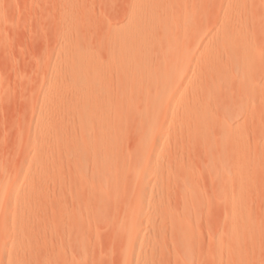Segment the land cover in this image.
Masks as SVG:
<instances>
[{
  "label": "rangeland",
  "instance_id": "1",
  "mask_svg": "<svg viewBox=\"0 0 264 264\" xmlns=\"http://www.w3.org/2000/svg\"><path fill=\"white\" fill-rule=\"evenodd\" d=\"M188 4L181 92L109 110L93 74L120 71L111 49L149 2L0 0V264H264V0Z\"/></svg>",
  "mask_w": 264,
  "mask_h": 264
},
{
  "label": "bare ground",
  "instance_id": "2",
  "mask_svg": "<svg viewBox=\"0 0 264 264\" xmlns=\"http://www.w3.org/2000/svg\"><path fill=\"white\" fill-rule=\"evenodd\" d=\"M143 1H145V0H143ZM147 2H149V4H150V6H148L149 8L148 9H146L145 11L148 13H145V14H143V15H141L142 17V20L141 19H139V20H137V22L135 21V22H133L132 23V27H130V30H126V31H128V33L126 32V35H123L122 34V38H119V41H118V43H119V45H117V43L115 42V41H113V42H115V44H116V46L115 47H113L111 50V53L110 54H112V56H114L115 58H117L119 61H121V65H122V68H121V66L119 65V68H121L120 69V71L119 72H115V73H113V74H108L109 76L107 77V75L105 74V75H102L101 73H102V71L101 70H103L102 68H101V66L100 67H98V69L96 68V70H97V72L95 71L94 72V74H93V77H92V93L94 94V95H92V96H95V102L96 103H99L102 107L103 106H105L104 108H106V106H110V105H108L109 103H111V102H124V103H129L128 105H131L132 104V102L135 100H137L136 98H137V96H140L141 97V104L143 103V101H142V99L143 100H145V102H146V105L148 106V105H151V106H156L155 108H158V107H160V106H162V104L164 103V101H165V94L167 93V92H169L172 96H176V94L177 93H179V92H181V91H179L182 87L181 86H183L182 84L184 83V81H185V78H186V74H187V70H188V68H189V66H191L190 64H189V61H190V57L186 54V51H185V46H183V47H181L180 45H179V43H181L180 42V40H182L181 38H183V37H185V31H186V29L189 27V29H190V27H191V25H192V19H194V16L192 15V16H187V15H185L183 18H181V14H179V12L181 11V9H182V7L183 8H185V10H186V7L188 6V8H189V4L188 5H186L187 3H188V1H190V0H146ZM198 1L199 0H191V2L193 3V4H195V3H198ZM230 1V0H229ZM247 2V1H246ZM230 3V2H229ZM244 3V2H243ZM233 4V3H232ZM236 4V3H235ZM242 4V3H241ZM196 7H198V4H197V6ZM224 7V6H223ZM229 7V6H228ZM244 7V6H243ZM227 8V7H226ZM193 9H194V7H193ZM229 9V8H228ZM236 9V8H235ZM173 10V12L174 13H176V15H180L179 17H175V15H174V19H172L171 18V14H170V12ZM190 10H191V8H190ZM197 10V9H196ZM200 10H201V8H200ZM199 10V11H200ZM231 10V9H230ZM159 11V12H158ZM186 11H188V9L186 10ZM144 12V11H143ZM189 12V11H188ZM193 12H194V10H193ZM226 12V11H225ZM142 13V12H141ZM163 13H164V15H166L167 16V14L168 15H170L169 17L171 18H169L170 19V21H167V20H165L164 18H163ZM199 13V12H198ZM147 14V15H146ZM162 14V15H161ZM191 14H192V12H191ZM221 14H222V12H221ZM220 14V15H221ZM199 15H200V13H199ZM236 15V14H235ZM140 17V16H139ZM138 17V18H139ZM164 19H162V18ZM224 17V16H223ZM221 20V19H220ZM133 21H134V19H133ZM228 21V20H227ZM156 22H158V26H160V28H161V33H159L161 36L159 37H157L156 38V36H155V38L153 37L152 38V34L153 33H149V28L150 27H152V23H154V25H155V23ZM222 22V21H221ZM227 23H229V22H227ZM150 24H152V25H150ZM157 25V24H156ZM193 25H195V23L193 24ZM210 26V25H209ZM157 27V26H156ZM156 27H155V29H156ZM153 28V27H152ZM151 28V29H152ZM191 28H194V26L193 27H191ZM159 29V28H158ZM170 29H171V31H170ZM175 29V30H174ZM173 30L175 31V33H173ZM192 30V29H191ZM234 30V29H233ZM190 31V30H189ZM194 31H196V30H194ZM230 31V30H229ZM226 32V31H225ZM241 32V31H240ZM155 33V32H154ZM157 33V32H156ZM195 33H197V32H195ZM199 33V32H198ZM234 33V32H233ZM245 33V32H244ZM120 34V33H119ZM151 35V37H150V35ZM253 34H254V32H253ZM107 35V34H106ZM156 35V34H155ZM189 35V34H188ZM197 35V34H196ZM244 35V34H243ZM110 36V35H109ZM120 36V35H119ZM239 36V35H238ZM242 36V35H241ZM249 36V35H248ZM227 37V36H226ZM228 37H230L229 35H228ZM255 37V36H254ZM113 38V37H112ZM118 38V37H117ZM117 38H115V40L117 41ZM186 38V37H185ZM190 38H191V36H190ZM204 38V37H203ZM232 38V37H231ZM114 39V38H113ZM202 39V38H201ZM228 39H230V38H228ZM224 40V39H223ZM179 42V43H178ZM192 42V41H191ZM112 43V42H111ZM218 45V44H217ZM111 46V45H110ZM187 47H188V45H186ZM211 46V45H210ZM229 46V45H228ZM230 46H232V45H230ZM186 47V48H187ZM222 47V46H221ZM107 48V47H106ZM213 48V47H212ZM229 48V47H228ZM230 49V48H229ZM229 49H228V51H229ZM225 50V49H224ZM235 50H237V49H235ZM215 50H213V52H214ZM217 51V50H216ZM215 51V52H216ZM233 51V50H232ZM232 51H230V52H232ZM243 51V50H242ZM241 50H240V52H239V55H237V56H235L236 57V60H235V63L236 64H234V66H237V67H240L241 66V69L244 71V69L246 70V69H248L249 68V66H250V63H251V60L249 59V58H251V57H248V56H243L242 54H243V52H242ZM208 52H210L211 53V50L210 51H208ZM212 52V53H213ZM215 52H214V54H215ZM223 52H226V51H223ZM246 52V51H245ZM244 52V53H245ZM218 53V51L216 52V55H219V54H217ZM223 55H224V53H222ZM233 54V53H232ZM232 54H226L227 56H229V55H232ZM245 54H247V52L245 53ZM251 54V52L249 53V55ZM78 55V54H77ZM81 55V54H80ZM158 56V57H154V56ZM75 56H76V54H75ZM111 56V55H110ZM110 56H109V58H110ZM211 56V55H210ZM219 56H221V54L219 55ZM218 56V57H219ZM254 56V55H253ZM76 57H78V56H76ZM80 57V56H79ZM99 57V56H98ZM217 57V56H216ZM215 57V60L217 59L218 60V58H216ZM225 58H227L226 56H224ZM213 58V57H212ZM100 59V58H99ZM117 59H114V60H117ZM196 59V58H195ZM264 59V58H263ZM159 60V61H158ZM212 60V59H211ZM231 60H233V58L231 57ZM258 60V59H257ZM224 61V60H223ZM228 61L229 60H227V62H225L224 63V66H226L227 65V63H228ZM215 62V61H214ZM213 62V63H214ZM221 62V61H220ZM232 62V61H231ZM260 63V62H259ZM263 63V62H262ZM198 64V63H197ZM220 64H222L223 65V63H220ZM230 65V64H229ZM255 65V64H254ZM257 65H260V64H258L257 63ZM233 66V67H234ZM256 66V65H255ZM107 67V66H106ZM221 67V66H220ZM228 67V66H227ZM226 67V68H227ZM232 68V67H231ZM263 68V67H262ZM216 68H214V70H215ZM220 69H222V68H220ZM234 69V68H233ZM250 69V68H249ZM261 69V68H260ZM264 69V68H263ZM236 70V69H235ZM238 70V69H237ZM255 70H257V69H255ZM101 71V72H100ZM115 71V70H114ZM238 71H240V70H238ZM252 71V70H251ZM248 72V71H247ZM108 73V72H107ZM224 73V72H223ZM222 73V74H223ZM230 73L232 74V72H231V70H230ZM229 73V74H230ZM234 73H235V71H234ZM240 73V72H239ZM245 73V72H244ZM243 73V74H244ZM225 74V73H224ZM241 74V73H240ZM239 74V75H240ZM251 74V73H250ZM226 75H228V73H226ZM226 75H224L225 76V78H226ZM245 75V74H244ZM249 75V74H248ZM252 75V74H251ZM255 75H256V73H255ZM242 76V75H241ZM250 76V75H249ZM261 76V75H260ZM201 77V76H200ZM229 77V76H228ZM232 77H233V75H232ZM238 77V76H237ZM236 77V78H237ZM254 77V76H253ZM252 76H250V80H249V83H252V82H250L252 79ZM258 78V77H257ZM188 79V78H187ZM217 79V78H216ZM198 80H200V79H198ZM223 80H225V79H223ZM227 80H228V78H227ZM255 80H257V79H255ZM192 81V80H191ZM219 81V80H218ZM236 81V80H235ZM241 81V80H240ZM198 82H200V81H198ZM202 82V81H201ZM210 82V81H209ZM222 82V81H221ZM245 82V81H244ZM204 83V82H203ZM203 83H202V85H203ZM225 83V82H224ZM235 83V82H234ZM236 83H238L237 81H236ZM262 84H263V82H261ZM191 84V83H190ZM189 84V85H190ZM220 84V83H219ZM241 84V83H240ZM247 84H248V82H247ZM259 84H260V82H259ZM206 85V84H205ZM205 85H204V87H205ZM217 85V84H216ZM238 84H235L234 86H237ZM251 85L252 84H250V86L249 87H251ZM258 85V84H257ZM191 86V85H190ZM194 86H196L197 87V84L196 85H194ZM214 85H212V87H213ZM227 86H229V85H227ZM260 86H261V84H260ZM259 86V87H260ZM195 87V88H196ZM204 87H203V90L205 91V89H204ZM216 87V86H215ZM247 87H248V85H247ZM185 88V87H184ZM202 88V87H201ZM214 88V87H213ZM240 88H241V85H240ZM198 89H199V87H198ZM208 89V88H207ZM212 89V88H211ZM210 89V90H211ZM194 90V89H193ZM200 90V89H199ZM216 90H217V88H216ZM231 90H233V89H231ZM235 90H237L236 88H235ZM234 90V91H235ZM240 90V89H239ZM249 90V89H248ZM251 90V89H250ZM249 90V91H250ZM259 90V89H258ZM257 90V91H258ZM263 90H264V88H263ZM183 91H184V89H183ZM195 91H196V89H195ZM198 91V90H197ZM209 90H207V92H208ZM213 91V90H212ZM228 92H229V90H227ZM247 91V90H246ZM254 91V90H253ZM256 91V90H255ZM256 91V92H257ZM260 91V90H259ZM258 91V92H259ZM188 92V91H187ZM193 92V91H192ZM192 92H191V94H192ZM226 92V91H225ZM252 92V91H251ZM261 92V91H260ZM168 93V94H169ZM197 93H199V91L197 92ZM201 93V92H200ZM198 94V96L199 95H201V94ZM227 93V92H226ZM206 94V93H205ZM209 95H211L210 93H209ZM239 95V94H238ZM250 96H251V94H249ZM257 95H260L259 93H257ZM264 95V94H263ZM172 96L169 98V100H167V102H165L166 103V107H170L171 108V106H173V104H174V102H172L171 101V99H173L172 98ZM183 96V95H182ZM191 96V95H190ZM189 96V99L190 100H192L191 99V97ZM197 97V94H195V95H192V97ZM202 96H203V94H202ZM261 97H262V95H261ZM92 98H94V97H92ZM188 98V97H187ZM198 98V97H197ZM200 98H201V96H200ZM205 98V97H204ZM203 98V99H204ZM209 98V97H208ZM243 98H244V96H243ZM246 98V97H245ZM257 98H258V96H257ZM260 98V97H259ZM263 98V97H262ZM196 99V98H195ZM202 99V100H203ZM210 99V98H209ZM213 99V98H212ZM212 99H210V100H212ZM217 99V98H216ZM219 99V98H218ZM205 100H206V98H205ZM209 100V101H210ZM263 100V99H262ZM171 101V102H170ZM183 101H184V99H183ZM187 101H188V99H187ZM193 102H189V103H194V101L195 100H192ZM198 101H199V99H198ZM198 101H196L197 102V104H198ZM241 101V100H240ZM244 101H245V99H244ZM244 101H243V103H244ZM257 101V100H256ZM177 102H178V100H177ZM251 102H253V101H250L249 102V104H251ZM262 102V101H261ZM260 102V103H261ZM123 103V104H124ZM172 103V104H171ZM184 103V102H183ZM182 103V104H183ZM187 102H185V104H186ZM205 103V102H204ZM208 103V102H207ZM246 103V102H245ZM98 104V105H99ZM120 104V103H119ZM136 104V103H135ZM145 104V103H144ZM196 104V105H197ZM199 104H201V101H200V103ZM262 104V103H261ZM133 105H134V102H133V104L131 105V106H129V107H131L132 109H133ZM189 106H187L186 107V109H183V110H185L186 112L188 111V112H193L194 111V109L196 108V110H197V107H195V106H190V104H188ZM205 105V104H204ZM216 105V104H215ZM246 105V104H245ZM263 105V104H262ZM115 106V105H114ZM125 106H127V104H125ZM137 106V105H136ZM150 106V107H151ZM258 106V105H257ZM100 107V106H99ZM111 107H113V106H111ZM117 107V106H116ZM165 107V108H166ZM200 107V106H199ZM198 107V108H199ZM204 107H206V105L204 106ZM204 107H203V105H202V107H201V109H203L204 110ZM210 107V106H209ZM260 107V106H259ZM262 107V106H261ZM101 108V107H100ZM114 108V107H113ZM112 108V109H113ZM125 108V107H124ZM135 108V107H134ZM152 108V107H151ZM167 108V109H168ZM173 108V107H172ZM103 109V108H102ZM108 109V108H107ZM131 109V110H132ZM225 109V108H224ZM106 110V109H105ZM109 110H110V107H109ZM126 110V109H125ZM143 110H144V108H143ZM151 110V109H150ZM156 110V109H155ZM172 110V109H171ZM195 110V111H196ZM200 110V109H199ZM205 110H206V108H205ZM214 110V109H213ZM231 110V109H230ZM97 111V110H96ZM101 111H103V110H101ZM100 111V112H101ZM114 111V110H113ZM119 111V110H118ZM240 111V110H239ZM245 111V110H244ZM104 112V111H103ZM106 112V111H105ZM103 113V114H105L104 116H106L107 115V113ZM119 112H121V111H119ZM118 112V113H119ZM154 112V111H153ZM180 112V111H179ZM188 112L186 113V115L188 114ZM238 112V111H237ZM117 113V112H116ZM117 113V114H118ZM166 113V112H165ZM183 113V112H182ZM185 113V112H184ZM200 111H198L197 112V115H196V117H194V118H196V119H199V120H196V121H199V122H201V121H205L204 119H205V113L203 112L202 113V116H200ZM212 113V112H211ZM214 113V112H213ZM236 113V112H235ZM248 112L246 111V113L245 114H247ZM264 113V112H263ZM103 114H102V116H103ZM119 114H121V113H119ZM119 114L118 115H116V118L119 116ZM123 114H125V112L123 113ZM123 114H121V118H122V115ZM155 114V113H154ZM169 114V113H168ZM196 114V113H195ZM195 114H193L192 116H194ZM203 114H205V115H203ZM226 114V113H225ZM97 115V114H96ZM101 115V114H100ZM155 115H157V114H155ZM190 115V114H189ZM214 115V114H213ZM237 115H240V114H238L237 113ZM254 115V114H253ZM252 115V116H253ZM164 116V115H163ZM166 116V115H165ZM164 116V117H165ZM181 116V115H180ZM183 116V115H182ZM181 116V117H182ZM185 116V115H184ZM184 116H183V118H181L182 120L184 119V121H185V118H184ZM211 116V115H210ZM217 116H218V114H217ZM216 116V117H217ZM223 116H224V114H223ZM235 116V115H234ZM247 116H248V114H247ZM120 117V116H119ZM124 117H126V116H124ZM213 117V116H212ZM212 117H210V120H211V118ZM230 117V116H229ZM228 117V118H229ZM236 117V116H235ZM100 118H102V117H99V119ZM146 118V117H145ZM151 118V117H150ZM189 118V117H188ZM193 118V117H192ZM209 118V117H208ZM225 118H227V117H225ZM237 118H238V116H237ZM104 119V118H103ZM103 119H102V121H103ZM125 119V118H124ZM191 119V118H190ZM216 119H218V117L216 118ZM98 120V119H97ZM150 120V119H149ZM187 120H189V119H187L186 118V123L188 122ZM192 120V119H191ZM222 120V119H221ZM229 120V119H228ZM228 120H224L225 121V124H227L226 122H228ZM254 120V119H253ZM106 121V120H105ZM110 121H111V119H110ZM122 121V120H121ZM124 121V120H123ZM183 121V122H184ZM208 121H209V119L207 120V123H208ZM212 121V120H211ZM217 121V120H216ZM234 121V120H233ZM239 121V120H238ZM99 122H101V121H99ZM117 122H118V118H117ZM164 122V121H163ZM166 122V121H165ZM191 122V121H190ZM198 122V123H199ZM202 122V123H203ZM223 122V121H222ZM254 122V121H253ZM146 123V122H145ZM152 123V122H151ZM160 123H161V121H160ZM180 123V122H179ZM192 124H193V122H191ZM190 123V124H191ZM196 123V122H195ZM194 123V124H195ZM206 123V124H207ZM219 123V122H218ZM102 124H103V122H102ZM114 124V123H113ZM117 124H119V125H121V123H117ZM188 124H189V122H188ZM197 124V123H196ZM200 124V123H199ZM211 123H209L208 125H210ZM222 124V123H221ZM225 124L223 125L222 124V127H224L225 126ZM152 126H153V124H151ZM207 125V126H208ZM150 125H148V126H146V127H149ZM189 126H192V125H189ZM207 126H205V127H207ZM229 126V125H228ZM161 128H162V126H160ZM167 127V126H166ZM204 127V128H205ZM105 128V127H104ZM151 128V127H150ZM158 128H159V125H158ZM199 127L197 126V128L196 129H198ZM204 128L202 127L201 129H203V131H205L204 130ZM221 128V127H220ZM219 128V129H220ZM187 129V128H186ZM188 129H190V128H188ZM205 129H207L208 130V127L207 128H205ZM210 129V128H209ZM223 129V128H222ZM107 130V129H106ZM199 130V129H198ZM225 130V129H224ZM159 131V130H158ZM202 131V132H203ZM221 131V130H220ZM109 132V131H108ZM105 133V132H104ZM217 136V135H216ZM236 138V137H235ZM238 138V137H237ZM146 140V139H145ZM224 140V139H223ZM231 140V139H230ZM234 139H232L231 141H233ZM237 140V139H236ZM242 141V140H241ZM148 142V141H147ZM219 142H221V141H219ZM238 142H239V139H238ZM237 142V143H238ZM142 143V142H141ZM245 143V142H244ZM142 146V145H141ZM140 146V147H141ZM122 149V148H121ZM140 149H142V147L140 148ZM147 149V148H146ZM124 150V149H123ZM108 154H113V151L110 153V152H107ZM99 154H102V152L100 153L99 152ZM103 154H104V152H103ZM102 154V155H103ZM128 154V153H127ZM105 155V154H104ZM103 155V158L106 156H104ZM242 155V154H241ZM109 156H111V155H109ZM109 156H107V157H109ZM99 157V156H98ZM100 158H102V157H100ZM102 158V159H103ZM112 158V157H111ZM95 159V158H94ZM105 159H107V158H105ZM104 159V160H105ZM115 160V159H114ZM118 160V159H117ZM121 160V159H120ZM240 160V159H239ZM109 161V160H108ZM107 161V162H108ZM110 162V161H109ZM114 162V161H113ZM111 163H112V161H111ZM110 163V164H111ZM98 165H99V163H98ZM102 165H103V163H102ZM104 165H105V167L104 168H106V162L104 163ZM123 165V164H122ZM128 165V164H127ZM125 166H126V163H125ZM242 166V165H241ZM112 168V167H111ZM239 168V167H238ZM107 169V168H106ZM94 170V169H93ZM101 170V169H100ZM103 170V169H102ZM104 171V170H103ZM96 172V171H95ZM102 172V171H101ZM109 172V171H108ZM118 172V171H117ZM147 172V171H146ZM242 172H243V170H242ZM97 173V172H96ZM104 173V172H103ZM112 173V172H111ZM115 173V172H114ZM122 173H124V172H122ZM235 175V174H234ZM238 175V174H237ZM237 175H236V177H237ZM106 177V176H105ZM118 177V176H117ZM119 177H120V175H119ZM116 178V177H115ZM229 178V177H228ZM231 178V177H230ZM101 179H102V177H101ZM104 179V178H103ZM120 179V178H119ZM99 180V179H98ZM109 180V179H108ZM228 180H230V179H228ZM236 180V179H235ZM115 181V180H114ZM117 181V180H116ZM103 182H105V181H103ZM112 182V181H111ZM106 183V182H105ZM234 183V182H233ZM109 185V184H108ZM101 187V186H100ZM112 187V186H111ZM185 187H186V185H185ZM98 188H99V186H98ZM101 188H103V187H101ZM100 188V189H101ZM184 188V187H183ZM187 188V187H186ZM185 188V189H186ZM184 189V190H185ZM103 190V189H102ZM182 190V189H181ZM183 190V191H184ZM187 190H188V188H187ZM234 190H236V189H234ZM189 191V190H188ZM190 191H191V189H190ZM103 193H104V191H103ZM191 193H192V191H191ZM188 195V194H187ZM186 196V195H185ZM187 197V196H186ZM103 199V198H102ZM185 199V198H184ZM142 200L143 199H141L140 201H139V203H142ZM186 201V200H185ZM190 201H191V199H190ZM189 202V201H188ZM234 203H235V201H234ZM187 204V203H186ZM189 204V203H188ZM192 204V202L190 203V205ZM193 205V204H192ZM233 209V208H232ZM233 211H234V209H233ZM230 212H232L231 211V209H230ZM235 212H236V210H235ZM236 214H237V212H236ZM234 215V214H233ZM232 215V216H233ZM237 216V215H236ZM234 217H232L231 218V220L233 219ZM235 221H236V219H234ZM234 221V222H235ZM233 223V222H232ZM236 224V223H235ZM232 225V224H231ZM236 226V225H235ZM234 226V227H235ZM233 227V228H234ZM230 228H231V226H230Z\"/></svg>",
  "mask_w": 264,
  "mask_h": 264
}]
</instances>
